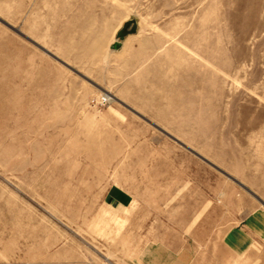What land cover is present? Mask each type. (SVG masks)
Segmentation results:
<instances>
[{"label": "rangeland", "instance_id": "1", "mask_svg": "<svg viewBox=\"0 0 264 264\" xmlns=\"http://www.w3.org/2000/svg\"><path fill=\"white\" fill-rule=\"evenodd\" d=\"M262 262L264 0H0V264Z\"/></svg>", "mask_w": 264, "mask_h": 264}, {"label": "water", "instance_id": "2", "mask_svg": "<svg viewBox=\"0 0 264 264\" xmlns=\"http://www.w3.org/2000/svg\"><path fill=\"white\" fill-rule=\"evenodd\" d=\"M138 31V23L136 20L127 21L123 28L118 32L117 40L111 44V50H120L123 45L125 39L131 35L135 34ZM53 55V54H52Z\"/></svg>", "mask_w": 264, "mask_h": 264}, {"label": "built area", "instance_id": "3", "mask_svg": "<svg viewBox=\"0 0 264 264\" xmlns=\"http://www.w3.org/2000/svg\"><path fill=\"white\" fill-rule=\"evenodd\" d=\"M109 101H110L109 97H107V96H101L99 98L93 99L92 103L94 105L105 106L106 104L109 103Z\"/></svg>", "mask_w": 264, "mask_h": 264}, {"label": "crops", "instance_id": "4", "mask_svg": "<svg viewBox=\"0 0 264 264\" xmlns=\"http://www.w3.org/2000/svg\"><path fill=\"white\" fill-rule=\"evenodd\" d=\"M261 264H264V262H262Z\"/></svg>", "mask_w": 264, "mask_h": 264}, {"label": "bare ground", "instance_id": "5", "mask_svg": "<svg viewBox=\"0 0 264 264\" xmlns=\"http://www.w3.org/2000/svg\"><path fill=\"white\" fill-rule=\"evenodd\" d=\"M131 35H133V34H131Z\"/></svg>", "mask_w": 264, "mask_h": 264}]
</instances>
